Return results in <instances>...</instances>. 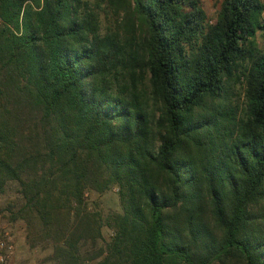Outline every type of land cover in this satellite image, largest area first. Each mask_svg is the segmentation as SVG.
Listing matches in <instances>:
<instances>
[{
  "label": "trees",
  "instance_id": "obj_1",
  "mask_svg": "<svg viewBox=\"0 0 264 264\" xmlns=\"http://www.w3.org/2000/svg\"><path fill=\"white\" fill-rule=\"evenodd\" d=\"M263 13L0 0V213L53 264H264ZM236 77L239 120L221 106ZM111 188L121 213L99 248L86 195Z\"/></svg>",
  "mask_w": 264,
  "mask_h": 264
},
{
  "label": "rangeland",
  "instance_id": "obj_2",
  "mask_svg": "<svg viewBox=\"0 0 264 264\" xmlns=\"http://www.w3.org/2000/svg\"><path fill=\"white\" fill-rule=\"evenodd\" d=\"M199 1L206 13L207 21L214 23L223 0ZM112 21L113 18L110 16L107 18L101 17V27L104 28V26L110 25ZM257 44L259 48L264 47V39L260 34L257 35ZM237 78H235L234 83L230 82L228 84V90L221 98V106L223 110L236 114L239 120L243 117L245 111V98L243 79ZM86 202L101 218L102 239L98 246L103 248L112 237V231L109 227L111 217L121 213L117 189L111 188L103 194H88L86 195ZM52 254V247L39 242V238H37L36 243H30L25 221H13L8 213H0V264H53L50 261Z\"/></svg>",
  "mask_w": 264,
  "mask_h": 264
},
{
  "label": "crops",
  "instance_id": "obj_3",
  "mask_svg": "<svg viewBox=\"0 0 264 264\" xmlns=\"http://www.w3.org/2000/svg\"><path fill=\"white\" fill-rule=\"evenodd\" d=\"M261 2L264 4V1L263 0H261Z\"/></svg>",
  "mask_w": 264,
  "mask_h": 264
}]
</instances>
